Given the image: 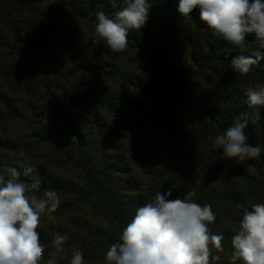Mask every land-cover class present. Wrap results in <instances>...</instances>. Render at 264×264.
I'll use <instances>...</instances> for the list:
<instances>
[{"label":"trees","instance_id":"trees-1","mask_svg":"<svg viewBox=\"0 0 264 264\" xmlns=\"http://www.w3.org/2000/svg\"><path fill=\"white\" fill-rule=\"evenodd\" d=\"M149 4L145 26L140 32L131 31L127 50L117 53L103 41L92 42L95 13L104 11L112 15L117 10L109 0H0V120L32 117L39 123L32 141L63 150L83 173L81 185L47 171L40 164H32L35 171L29 176L21 174L18 182L38 184V189H29V195L36 197L54 190L57 194L76 195L80 201L92 199L96 208L109 216V234L80 218L72 219L62 228L38 229L41 243L46 246L54 245L57 235H66L64 245L72 243L79 247L85 264L90 263L96 248L104 241H118L136 208L147 202L143 178L130 170L134 160L122 154L119 140L107 125L110 118L128 129L142 128L137 109L140 105L126 92L129 86L158 102L166 100L171 90L174 93L173 81L140 71L156 62L163 64L178 78L179 89L189 95V106L206 108L205 116L200 117L206 123L211 121L210 113L217 107L226 109L230 122L241 112H254L246 104V90L264 85V67H254L247 75L230 68L233 56L241 51L251 54L255 49L252 35L246 37V47L241 50L214 35L200 20L196 9L188 17H182L177 11V0H149ZM122 6L123 0H117V8ZM104 75L117 79L122 92L105 89L101 82ZM70 97L86 101L89 113L85 117L91 128L63 113ZM174 107L172 104L170 113L166 114L168 123L176 115ZM25 111L29 116H25ZM259 112L260 118L250 123L245 133L250 144L264 146V107ZM212 123L201 127L207 129ZM157 135L151 136L153 141L148 134L142 135L140 151L153 152L159 141ZM30 143L17 144L9 137L0 136V166L17 167L23 173L19 166L23 159L11 158L7 150L24 148ZM207 152L212 155L217 149L209 147ZM219 158L213 166L224 171L225 184L218 191L224 199L218 202L223 205L222 211L213 208V186L200 176L192 178L193 187L186 192L181 184L173 185L176 192L172 198L192 191L196 202L211 205L216 219L209 225L210 231L224 237V252L220 253L218 264H230L231 239L241 213L237 209L252 204L247 202L245 192L250 190L264 202V152L259 159L243 164ZM67 203L61 201L54 214L71 204ZM70 261L66 257L59 264Z\"/></svg>","mask_w":264,"mask_h":264},{"label":"clouds","instance_id":"clouds-1","mask_svg":"<svg viewBox=\"0 0 264 264\" xmlns=\"http://www.w3.org/2000/svg\"><path fill=\"white\" fill-rule=\"evenodd\" d=\"M117 9L112 15L95 13L93 43L105 42L113 52H125L131 31H141L149 19V0H109ZM213 34L232 46L243 50L246 37L252 35L255 49L251 54L232 57L230 68L247 75L254 67H264V0H177V11L188 17L193 10ZM248 108L233 123L215 137L214 149L222 155L243 164L259 159L264 146L248 142L245 129L260 118L264 107V85L249 87L245 93ZM17 167L0 171V264H41L46 245L41 243L42 217L54 218L61 200L54 190H46L43 198L29 195V189L38 184L18 182L21 174L29 176L34 165L26 159ZM173 189L156 192L153 199L136 208L130 221L123 227L118 241L106 250V264H218L224 252L222 233H213L209 225L215 219L211 205H201L194 192L186 198H172ZM238 227L231 239L230 264H264V202L241 205ZM66 235H57L53 244L63 251ZM48 264H53L52 260ZM70 264H85L82 251L72 252Z\"/></svg>","mask_w":264,"mask_h":264},{"label":"rangeland","instance_id":"rangeland-1","mask_svg":"<svg viewBox=\"0 0 264 264\" xmlns=\"http://www.w3.org/2000/svg\"><path fill=\"white\" fill-rule=\"evenodd\" d=\"M140 73L156 74L161 79L168 80V82L173 81L175 86L174 93L171 90L166 100L158 102L135 86H129L126 88V92L130 94L132 100H137L140 105L137 109L138 114H140L142 128L138 130L128 129L115 121H111L110 118H107L109 122L107 125L110 128V132L119 140V148L122 154L134 160L131 163L130 170L143 178L146 200L153 199L156 192L166 191L168 188H172L173 185L181 184L182 189L186 192V190H190V186L193 187L192 178L200 176L203 179L207 178V184L213 186H211L213 208L217 211H222L223 205L218 202H223L224 199L220 197L218 191L225 184V179L222 178L224 171L220 167L215 168L213 165L218 162V157H220L219 159H226L227 157L222 155V149H218L217 153L212 155L207 154V149L209 147L212 148L215 137L222 134L233 123L229 121L230 117H228L226 109H222L224 108L223 106L212 109L210 113L211 121L206 123L200 118L205 116L206 108L202 105H198L195 108L189 106L187 100L189 95L179 89L178 78L163 64L160 62L153 63L152 66L141 70ZM101 82L103 87L111 92L117 90L122 92L123 90L122 84L113 78L112 75L102 76ZM176 96L179 98L176 99ZM10 97L13 98L14 96L10 94ZM172 104L175 106L173 111L176 112V115H172V119L168 123L166 114L170 113ZM88 108L85 100H77L70 97L68 104L63 107V113L76 118L84 127L89 129L88 127L91 128V126L88 125L85 117L89 113ZM144 112L148 114L145 115ZM25 116H29L27 111H25ZM29 118L13 116L4 117L0 120V136L9 137L17 144L31 142L24 148L15 147L14 149H8L10 157L26 159L30 164H40L47 171L66 179L78 181L82 185V171L72 161L68 160L63 150L50 146L48 143L32 141V134L37 130L39 123L34 121L32 117ZM211 123L213 124V126L210 125L211 128L210 126L207 129L201 127L204 124ZM203 130H206V133ZM144 134H148L152 141L151 136L155 134L159 136L156 149L148 154L141 152V147H139L144 142L141 138ZM5 168L9 167L7 165L0 166V171ZM154 169L158 171L156 174L153 171ZM160 174L161 177H159ZM174 192L176 191L174 190L173 194ZM58 195L61 201H65L66 204L69 201L71 204L67 205L60 213L54 214L52 219L46 216L42 217L40 228L46 230L56 227L62 228L72 219L80 218L93 227H102L106 234L110 233L111 223L109 216L99 211L92 199L80 201L76 195ZM180 196L181 198L187 197L183 192ZM245 196L248 203L250 201L252 204L260 202V197L253 195L250 190L245 192ZM37 198H43V196ZM194 198L195 196L191 199ZM240 208L237 210L242 211ZM115 242L117 241H104L102 245L96 248V252H94L88 264H106L104 260L106 250ZM75 249L80 250L79 247L72 243L64 245L62 252L57 251L54 245H48L46 246L42 263L48 264V261L52 260L53 264H59L66 257L71 259L72 252Z\"/></svg>","mask_w":264,"mask_h":264}]
</instances>
